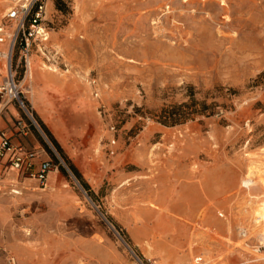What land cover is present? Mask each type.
<instances>
[{"label": "rangeland", "instance_id": "1", "mask_svg": "<svg viewBox=\"0 0 264 264\" xmlns=\"http://www.w3.org/2000/svg\"><path fill=\"white\" fill-rule=\"evenodd\" d=\"M30 1L0 0V34ZM44 2L30 114L9 104L21 144L60 163L46 188L0 179V264H264V0ZM36 57L73 88L52 126L90 191L33 109ZM192 97L214 113L158 120Z\"/></svg>", "mask_w": 264, "mask_h": 264}, {"label": "built area", "instance_id": "2", "mask_svg": "<svg viewBox=\"0 0 264 264\" xmlns=\"http://www.w3.org/2000/svg\"><path fill=\"white\" fill-rule=\"evenodd\" d=\"M44 15V0H31L28 4L14 7L7 14L8 19L15 22V28L10 33L0 34V44L7 43L5 47H0V116L4 109L1 106L3 102H13L30 114L19 69L24 68V73H28L31 69V49L34 42H45L49 39ZM0 31H3L2 27ZM15 51L18 52L15 54ZM28 131L26 125H22L19 130L23 135H27ZM57 169L58 164L52 159L41 158L40 150L14 143L5 130H0V179L14 170L18 177L35 180L45 188L50 172Z\"/></svg>", "mask_w": 264, "mask_h": 264}, {"label": "crops", "instance_id": "3", "mask_svg": "<svg viewBox=\"0 0 264 264\" xmlns=\"http://www.w3.org/2000/svg\"><path fill=\"white\" fill-rule=\"evenodd\" d=\"M35 64L38 66V69L36 70V74L34 73L35 79L32 78L34 83L32 82L33 90L36 88L38 96L39 93H41L43 96L41 98L36 97V99H32V104H33V109H35L36 113L40 116V118L44 121V123L48 126V128L51 130V132L54 134V136L57 138L59 143L62 145V147H65V142L63 139H61L55 129L52 126L53 122V113H52V108L54 107L55 103V98H54V93H57L62 89L61 83H62V76L53 73L50 70H45L44 68L41 67L39 64V60L36 57V62ZM32 61H31V66H32ZM32 71V70H31ZM32 74V73H31ZM27 75L25 76V79ZM64 87V86H63ZM24 89V88H23ZM65 91L72 92L73 88L72 86H66L64 87ZM28 99V97H27ZM2 106V104H1ZM6 109L5 117L2 115L0 116V130H5L8 135L12 137V141L14 143H21L22 139V133L19 132V130L22 128L23 122L21 118L18 116V109L17 107L13 106L12 104H5L2 106ZM4 111V110H3ZM39 141V140H38ZM41 152V151H40ZM14 171V170H13ZM54 171V170H53ZM52 171V172H53ZM50 172V174L52 173ZM49 174L48 178V183L50 181V184H54L56 182V179H53V176L51 177ZM57 177V175H56ZM32 180V179H30ZM48 186V184H47ZM46 188V187H45ZM201 258L202 257H197ZM196 258V260H197Z\"/></svg>", "mask_w": 264, "mask_h": 264}, {"label": "trees", "instance_id": "4", "mask_svg": "<svg viewBox=\"0 0 264 264\" xmlns=\"http://www.w3.org/2000/svg\"><path fill=\"white\" fill-rule=\"evenodd\" d=\"M22 69L24 70V68ZM191 99L192 100L190 103L185 102L180 105H174L171 108L163 109L162 112L158 114L157 116L158 120L162 122L163 124L175 125V124L184 122L185 120H187L189 117H191L194 114L214 113L215 110H214L213 104L209 105L207 104L206 101L199 102L195 100L193 97ZM197 104H199L200 106L197 107ZM38 121L41 127L43 128V130L45 131V133L48 135V137L52 141V143L55 145L58 152L66 160V163L68 164L74 176L80 181V183L84 186V188L90 191L91 187L89 183L84 178L80 169L75 165V163L71 160V158H69L68 155L65 153L64 148L59 143L57 138L54 136V134L51 132V130L48 128V126L44 123V121L39 116H38ZM41 141L45 144L42 138H41ZM47 149L50 151L52 156L55 158L56 162L54 163L59 165L60 161L56 158V156L53 155L52 150L48 146H47ZM62 170L64 171V173H66V170L64 168H62Z\"/></svg>", "mask_w": 264, "mask_h": 264}, {"label": "bare ground", "instance_id": "5", "mask_svg": "<svg viewBox=\"0 0 264 264\" xmlns=\"http://www.w3.org/2000/svg\"><path fill=\"white\" fill-rule=\"evenodd\" d=\"M25 1H28V0H25ZM32 70V69H31ZM30 70V72H29V74H28V76H27V78L29 79V78H31V76H32V71ZM30 89V86L28 87V90ZM56 171V170H55ZM18 190V189H17ZM16 191V190H15ZM18 193V192H17Z\"/></svg>", "mask_w": 264, "mask_h": 264}]
</instances>
